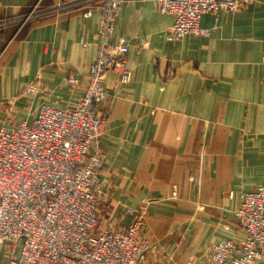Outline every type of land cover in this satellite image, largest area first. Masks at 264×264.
Segmentation results:
<instances>
[{"label": "crops", "instance_id": "1", "mask_svg": "<svg viewBox=\"0 0 264 264\" xmlns=\"http://www.w3.org/2000/svg\"><path fill=\"white\" fill-rule=\"evenodd\" d=\"M157 1L127 0L110 35V45L128 48L130 78L105 77L99 209L114 208L103 225L119 220L125 229L122 212L146 205L148 223H163L159 244L172 255L181 249V264H204L219 240L245 237L234 220L240 196L264 185V0L206 14L208 35L175 42L173 18ZM100 5L0 0V99L34 113L77 104L102 42ZM20 251V242L0 244V264Z\"/></svg>", "mask_w": 264, "mask_h": 264}, {"label": "built area", "instance_id": "2", "mask_svg": "<svg viewBox=\"0 0 264 264\" xmlns=\"http://www.w3.org/2000/svg\"><path fill=\"white\" fill-rule=\"evenodd\" d=\"M252 1L157 2L160 12L173 18L167 36L175 42L208 35L200 26L204 15L233 14ZM126 3L101 0L102 42L90 68L89 86L75 106L64 110L43 106L13 130L0 125V244L21 243L19 258L9 264H171L149 261L150 242L142 235L143 208L122 212L121 219L132 220L125 229L101 226L99 141L104 122L98 107L107 97L108 72L124 81L130 78L127 46L110 45L118 10ZM262 63L264 67V52ZM68 83L76 85L77 80L71 77ZM35 90L36 85L26 88L28 94ZM240 201L235 218L245 237L238 243L219 240L204 264H263L264 185L243 193Z\"/></svg>", "mask_w": 264, "mask_h": 264}, {"label": "rangeland", "instance_id": "3", "mask_svg": "<svg viewBox=\"0 0 264 264\" xmlns=\"http://www.w3.org/2000/svg\"><path fill=\"white\" fill-rule=\"evenodd\" d=\"M0 23L3 24V25L7 24L6 21H2ZM24 94L25 95H30V94H28L26 92V89L24 91ZM106 100L107 99H105V101ZM15 101H18V99L14 100V101H12V100L10 101V99H6V98H3V97H2V99H0V125L6 126V128L9 129V130H13L17 125L22 123L23 119H25V118L30 119L32 115L36 114V113H34V111H35L34 109L31 110L28 107H26L25 109H21L20 107H18V105L15 104ZM98 115L103 119V122H104V125H105V119L99 114V111H98ZM28 119H26V120H28ZM26 120H24V121H26ZM139 208H143L145 210L144 215H143L142 235L145 238H147L149 240V242H150V249H149V251L147 253L148 259H149V256H150V259L152 261L154 260L153 262H157V261H167V260H169L171 258L174 263H176V264L180 263V260H182L183 257L182 258L180 257V258L177 259L176 256H174V255L178 254L179 252H181V249L175 250L174 251L175 254L172 255V253L167 251V249L165 247H163L162 244L161 245L159 244V242H160L159 238L160 237H159L157 231H158V227H159V230L161 231V227L163 226V223L162 224H155L153 221H150L148 223L149 216H148V208H147V206L146 205H142L140 207L133 208V209H139ZM99 212H100L101 226L103 228H110V229H112V228L113 229L122 228V227H119L121 225L118 224L119 223L118 219H117L118 220L117 222H114L115 224L109 223L107 225H103V223H105V221L111 222L112 221L111 218H114V220H115V216L113 215V213H114V208L113 207L111 208L110 205H108L107 207H104L101 204ZM130 220H131V218H130ZM234 220H235V222L238 225V222H237L236 218H234ZM149 226L152 229H153L154 226H156L155 230L153 229V231L151 232ZM148 235H150V237L151 236L152 237L149 238ZM152 245H153V248H152ZM175 249H176V247H175Z\"/></svg>", "mask_w": 264, "mask_h": 264}]
</instances>
